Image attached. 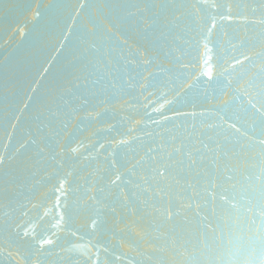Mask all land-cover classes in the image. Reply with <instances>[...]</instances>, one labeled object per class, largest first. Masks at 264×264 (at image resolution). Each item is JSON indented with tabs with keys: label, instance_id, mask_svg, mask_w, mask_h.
Returning a JSON list of instances; mask_svg holds the SVG:
<instances>
[{
	"label": "water",
	"instance_id": "water-1",
	"mask_svg": "<svg viewBox=\"0 0 264 264\" xmlns=\"http://www.w3.org/2000/svg\"><path fill=\"white\" fill-rule=\"evenodd\" d=\"M0 161V264H264V0H0Z\"/></svg>",
	"mask_w": 264,
	"mask_h": 264
},
{
	"label": "snow or ice",
	"instance_id": "snow-or-ice-1",
	"mask_svg": "<svg viewBox=\"0 0 264 264\" xmlns=\"http://www.w3.org/2000/svg\"><path fill=\"white\" fill-rule=\"evenodd\" d=\"M145 23H147V21H145ZM153 23H154V22H153ZM147 26H148L149 28H151V27H152V23H148ZM252 107L255 108V104H253ZM237 131H239V129H237ZM169 155H170V154H169ZM2 162H3V161H0V163H2ZM159 174L163 176V175H164V172H160ZM6 182H7V181H6Z\"/></svg>",
	"mask_w": 264,
	"mask_h": 264
}]
</instances>
